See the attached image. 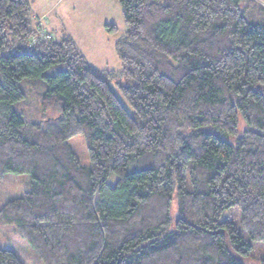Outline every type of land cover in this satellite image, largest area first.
Listing matches in <instances>:
<instances>
[{"label":"trees","instance_id":"16d2710c","mask_svg":"<svg viewBox=\"0 0 264 264\" xmlns=\"http://www.w3.org/2000/svg\"><path fill=\"white\" fill-rule=\"evenodd\" d=\"M117 2L114 71L0 0V180L29 176L0 222L42 264H264V0Z\"/></svg>","mask_w":264,"mask_h":264},{"label":"rangeland","instance_id":"374dc122","mask_svg":"<svg viewBox=\"0 0 264 264\" xmlns=\"http://www.w3.org/2000/svg\"><path fill=\"white\" fill-rule=\"evenodd\" d=\"M31 6V26L35 38L60 39L70 36L78 52L87 63L97 69L119 71L120 61L114 49V43L120 37L126 26L124 24L121 7L117 0H29ZM115 26L108 31L106 25ZM55 70L48 69L45 74H52ZM29 87L32 83L26 82ZM35 92L30 93L26 106L29 109L37 105V94L42 91L41 84L36 82ZM113 90L123 105L127 107L119 91ZM128 108V107H127ZM78 160L83 166H89L88 155L81 135L69 140ZM29 176L26 174H6L0 180V206L7 200L23 194ZM111 176L108 182H113ZM238 209L226 210L225 215L236 221ZM247 238V237H246ZM0 248L13 250L23 264H42L34 251L14 226H6L0 222ZM257 255L264 254V243L257 247Z\"/></svg>","mask_w":264,"mask_h":264}]
</instances>
